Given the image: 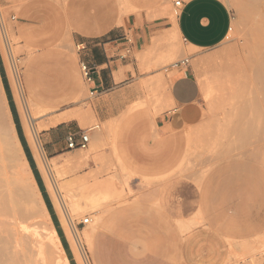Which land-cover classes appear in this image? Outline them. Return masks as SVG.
I'll return each mask as SVG.
<instances>
[{
    "label": "rangeland",
    "instance_id": "rangeland-1",
    "mask_svg": "<svg viewBox=\"0 0 264 264\" xmlns=\"http://www.w3.org/2000/svg\"><path fill=\"white\" fill-rule=\"evenodd\" d=\"M174 1L0 0V16L5 28L4 39L0 31V48L4 50L0 49V137H12L11 121L15 123L17 135L24 134L21 116L28 103L34 109L32 113L37 111L34 123L44 126L38 137L47 159L56 161L60 171L57 181L60 186L69 185L67 188L72 192L69 194L74 195V198L70 195V201L78 208L72 217L78 234L83 237L92 218L96 224L103 219L110 230L123 232L122 242L132 244L125 246L129 254L118 255L121 262L115 257L101 262L103 236L97 235L91 244L83 237L80 249L87 264H184L182 246L187 235L198 228H211L215 222L224 225L226 243L232 248L236 235L243 234L244 229L255 228L256 222L264 223V195L260 197L261 188L264 189V0H222L232 15L227 39L209 50L187 54L182 53L185 45L173 30L177 17ZM101 15L109 19L102 23ZM128 16H143L149 25L152 45L148 46L144 69L141 70L138 61L140 52L126 57H133V62L138 63V73L144 78L137 81L143 83L148 99L155 93L153 86H167L163 78L165 70L184 57H189L201 89L200 122L170 133L164 144H167L166 157L153 164H136L128 154L127 145L136 124L142 122L153 132L152 120L159 112V101L131 103L119 116L103 121L102 118L108 116L107 104H101L105 106L102 111L97 109L74 43L73 28L80 21H84L83 26L106 30V33L124 25L120 23ZM8 59L16 67L22 99L7 74L11 63ZM155 67L161 73L151 76L156 73ZM4 76L14 108L11 98L5 99L8 91ZM69 112H86V119L82 117L86 126L74 120L51 124L52 120ZM95 126L99 128L89 132ZM69 132L76 138L87 133V148L67 150L65 136ZM93 132L101 134V143H92ZM46 138L50 142L48 150L56 149L54 155L47 154ZM159 139L156 135L151 143ZM19 140L28 157L22 137ZM14 155V171L30 184L22 154ZM83 157H87V164H76ZM28 160L49 212L57 216L37 162L29 157ZM6 171L0 168V176ZM99 184L104 192H99L101 200L98 193L92 192ZM88 185L90 189L95 185L90 193L91 200L96 198L95 203L85 204L82 199L87 197ZM249 190L253 191L252 198L247 193ZM70 201H67L68 207L72 205ZM37 205L35 207L39 208ZM250 205L263 212L256 215L239 209ZM60 226L67 238L61 222ZM262 238L254 235L246 240V246H264ZM69 246L70 256L77 264L70 243ZM129 249H135L134 256Z\"/></svg>",
    "mask_w": 264,
    "mask_h": 264
},
{
    "label": "crops",
    "instance_id": "crops-1",
    "mask_svg": "<svg viewBox=\"0 0 264 264\" xmlns=\"http://www.w3.org/2000/svg\"><path fill=\"white\" fill-rule=\"evenodd\" d=\"M181 4L182 7L176 17L173 30L176 31L185 45L182 53L209 50L227 39L232 26V15L222 0H181ZM25 8L27 7H22L21 9ZM108 19V16H100V22L102 23ZM88 20L96 22V20ZM81 22L84 21H80L73 28L76 33L74 43L79 49L77 56L80 63H84L90 69V80H86V83L88 90L95 97L94 102L96 107L98 106L97 109L102 111L105 106H101V104H107L105 110L108 116L103 117L102 120L107 121L119 116L131 103L138 101L156 103L159 101V112L152 120L153 132L147 130L142 122L136 124L137 128L129 138L127 151L130 158L139 165L153 164L160 161L163 156L166 157L167 155V144H164L169 134L195 125L202 118L201 89L193 73L192 66L165 70L167 73L163 75V78L166 80L167 86H153L155 93L151 94L150 99H148L149 95L143 83L137 81L144 78L138 73V63L133 62V57L126 58L122 54L127 48L133 54L140 52L138 61L140 62L141 70L144 69L143 62L149 52L148 46L152 45L146 18L143 16L140 18L128 16L126 20L122 19L120 23H124V25L116 26V30L110 29L106 33H104L106 30L99 31L83 26ZM154 70L156 73L151 76H158L161 73L157 67ZM5 79L7 86L6 76ZM2 87H4V84ZM6 89L8 95L5 94V99L10 97L14 108L15 104L9 86ZM115 111L118 112V115H114ZM71 120L78 122L76 118ZM13 124L15 127L14 122ZM93 130H89V132ZM156 135L161 140L151 143V139H155ZM20 136L24 137L28 157L34 161L35 158L28 145L29 143H27V138H25L23 133ZM91 137L94 145L101 143L102 136L100 133L93 132ZM20 144L22 146L21 141ZM45 145L49 156L56 153L55 148H52L51 151L48 150L50 142L47 138ZM22 149L30 166L23 146ZM260 182L263 181L261 180ZM260 192V197L263 198L264 189L261 188ZM247 193L252 198L253 191L249 190ZM244 199L248 201L246 198ZM45 206L47 208L46 203ZM239 209H243L244 213L256 215L263 212L262 209L259 212V210L253 208V205L239 207ZM47 211L56 233L57 228H59L60 234L64 238L62 243L57 233L63 253L69 264H71L68 258L70 256L69 241L63 234L59 216L57 213L58 218L55 213L51 214L48 208ZM239 213L241 214L242 212ZM224 227V225L215 222L211 228H198L188 234L182 246L184 264H264V246L259 244H255L250 248L246 246V240L254 235H260L263 237L262 242L264 241L263 221L256 222L253 229H244L243 234L240 233L238 237L236 235V242L232 248L226 243ZM100 234L103 236L100 240L101 262L108 261L109 258L112 260L114 257L117 262H121V257L118 255L129 254L128 251H125V246H132V244L122 242L121 235H123V232L116 233L110 230L109 227L107 228V222L103 219L99 220L92 236L86 242L91 244L97 235ZM120 247L123 249H119ZM134 250H130L131 256L135 255ZM249 252L250 255L247 254ZM71 260L73 261L72 257Z\"/></svg>",
    "mask_w": 264,
    "mask_h": 264
},
{
    "label": "bare ground",
    "instance_id": "bare-ground-1",
    "mask_svg": "<svg viewBox=\"0 0 264 264\" xmlns=\"http://www.w3.org/2000/svg\"><path fill=\"white\" fill-rule=\"evenodd\" d=\"M1 12L2 10H0V15H2ZM3 23L4 22H2L0 16V31L4 39L5 28ZM174 33L178 38L179 36L175 30ZM2 51L4 50L2 49ZM7 70H8L7 74L13 79V84L16 89V94L19 96L20 99H22L23 94L21 91L19 79L16 74L17 71L14 63L11 62ZM24 107H23L24 116L23 115L21 116L23 117L22 127H23L24 135L28 140L31 151L37 162V166L43 176V179L45 180L48 193L51 197L56 213L59 216L60 222L65 230L66 237L72 246L77 264H87L86 258L82 250L80 249V246L83 237L86 241L89 240L97 224L94 222L92 218L90 225L83 231L82 238L78 234V231H76L72 217H73V213L75 212L74 210L77 209L78 211V208H76L77 204L76 205L72 204L73 201L72 202L70 201V195L71 197L74 195L71 194L72 193L71 190H68L67 187H69V185L66 186V183L64 184L66 187H63L62 184L61 186L59 185L57 180L58 177H60L59 175L60 171L58 172L59 169L57 170L56 168V161L50 162L49 159H47L45 152L41 146L38 137V132L41 129H43L44 126L41 123L38 125L34 123V115H36L35 112L37 111L32 113V110L34 109L28 106V103ZM83 114L76 115L75 113L73 114V112L65 113L62 116H60L59 119L57 118L58 120L55 119L54 121H52L51 124H55L57 121L58 122L68 121L73 118L74 119L76 118L79 122V125L86 126L85 119L87 114H85V117ZM82 117L85 119H83ZM11 127L13 131L12 137L7 139L0 137V168L7 170L5 175H3L2 177L0 176V264H69L67 258L63 253L60 240L50 220V216L48 214L44 200L36 184L30 166L27 162V159L23 152L22 146L20 144L17 132L15 130L12 121H11ZM95 128H98V126H95L89 130L91 131ZM18 152L22 154L23 159L25 161V162L23 161V163L27 167L26 175L29 173V179L28 176L27 179L31 181L30 183L31 187L28 186L30 184H27L26 178L24 179L20 175L18 176L17 172L14 171L13 169L14 168V166L12 165L13 156H15L14 153H18ZM78 160L79 159H77V161ZM66 162L69 163V160ZM72 163H74V161ZM76 164H81V165L87 164V157L85 158L83 157L82 161L80 159V161H78ZM94 186H91V189H93L92 187ZM104 187H106V185H104ZM91 189H90V185H88L85 188L87 192L86 193L87 197L84 196L86 198L85 199L84 197L82 198L85 204H90V201L96 199L95 197L93 200H91L92 198L90 199ZM107 189L109 190V188ZM101 190L102 187L100 186V184L96 185V187H94V190H92V192L94 191L95 193H98L100 195L99 198L100 200L102 199L101 194L99 193V192L102 193ZM69 192L71 193L69 194ZM94 195L97 197V194ZM67 201H70L72 205L68 207ZM91 203H95V202L93 201ZM37 204H39V206ZM35 205H37L39 208L35 207ZM85 219L86 218H84L82 221H84ZM85 222H89V220H86ZM23 230H25L26 233L25 232L21 233Z\"/></svg>",
    "mask_w": 264,
    "mask_h": 264
},
{
    "label": "built area",
    "instance_id": "built-area-1",
    "mask_svg": "<svg viewBox=\"0 0 264 264\" xmlns=\"http://www.w3.org/2000/svg\"><path fill=\"white\" fill-rule=\"evenodd\" d=\"M182 7L181 0L174 1V14L175 16H178V13ZM231 31V28H230ZM79 50V49H78ZM130 49H125V54H123L124 57H127L130 54ZM190 66V59L189 57H184L177 62L173 63L169 69H175L178 67H189ZM81 71L84 74V77L87 81L90 80V69L87 65L84 63L80 64ZM91 96H93L92 93H90ZM89 144V135L87 133H82L79 138H76V136L72 133H67L65 136V145L67 150H73V149H85L87 148Z\"/></svg>",
    "mask_w": 264,
    "mask_h": 264
},
{
    "label": "trees",
    "instance_id": "trees-1",
    "mask_svg": "<svg viewBox=\"0 0 264 264\" xmlns=\"http://www.w3.org/2000/svg\"><path fill=\"white\" fill-rule=\"evenodd\" d=\"M3 79H4V83H5V81H6L5 76L3 77ZM21 137H22V139H23V141H24V143H25L24 137H23V136H20V138H21ZM26 149H27V147H26ZM57 233H58V235H59V237H60V239H61V242L63 243V242H64V238H63V236L60 234L59 228H57ZM68 258H69V260H70V263H71V264H74V262L71 260V257L68 256Z\"/></svg>",
    "mask_w": 264,
    "mask_h": 264
}]
</instances>
